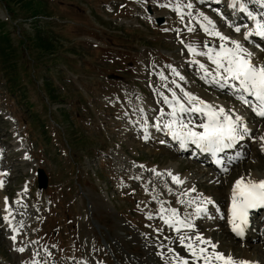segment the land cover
<instances>
[{"label": "rangeland", "instance_id": "374dc122", "mask_svg": "<svg viewBox=\"0 0 264 264\" xmlns=\"http://www.w3.org/2000/svg\"><path fill=\"white\" fill-rule=\"evenodd\" d=\"M137 1L0 0V264H176V254L192 264L179 234L160 218L162 207L169 217L175 209L180 218H189V205L180 207L184 203L175 195L216 198L209 212L196 215L202 220L200 234L215 233L209 239L218 245L223 237L219 251L232 248L235 261L249 250L264 264V232L248 245L229 236L216 218L233 181L250 174L264 179L263 140L256 146L264 137V118L233 94L235 89L219 90L202 80L192 61L213 68L186 47L206 51L205 44H220L200 28V13L243 44L254 62L264 63V39L245 40L254 24L247 12L234 23L232 0H219L216 11L197 0ZM242 2L264 15L256 0ZM177 4L183 20L171 10ZM229 25L241 26V32ZM177 84L243 117L256 145L246 141L236 149L252 150L227 172L194 158L195 148L181 154L147 135L142 121L166 130L163 123L171 117L160 113L171 112L164 97L171 99L174 88L181 92ZM193 114L184 117L192 125L200 122ZM40 167L50 176L43 190ZM261 220L264 208L254 216L256 229L264 228Z\"/></svg>", "mask_w": 264, "mask_h": 264}, {"label": "snow or ice", "instance_id": "6c2138e0", "mask_svg": "<svg viewBox=\"0 0 264 264\" xmlns=\"http://www.w3.org/2000/svg\"><path fill=\"white\" fill-rule=\"evenodd\" d=\"M217 2L219 3V0ZM256 2L261 8H264V0H256ZM186 6L189 9L193 7L191 3ZM231 6L234 9L239 6L242 12H247L249 19L254 24V30L244 33L245 40L251 41L253 36L264 39V15H256L248 11L244 7L242 0H232ZM173 10L180 12V5L177 4V7ZM180 15L183 20V13L180 12ZM188 15L191 16V13H188ZM200 16L202 20L199 21V25L203 32L220 41L218 48L205 44L204 48L207 49L206 51H198L196 46L186 45L189 52L194 56H203L215 66L214 70H209L204 63L194 59L192 63L198 65L202 72L201 78L219 87L228 86L235 89L238 93L254 97L258 103L252 106L244 95L238 96L242 102L252 107L256 115L264 117V63L254 62L253 54L243 44L223 35L217 29L215 22L204 13H200ZM229 26L233 27L236 33L241 32V26ZM244 27H247V25ZM188 31L193 32L194 29L189 28ZM172 71L176 72L175 69H172ZM176 75L182 81L185 79L179 73H176ZM161 79L166 80L167 77L161 76ZM172 83L175 84L176 81H172ZM177 87L180 88L183 95L178 96L176 91L173 90L171 99L165 96L164 103L171 108V112L166 114L161 111L160 115L161 117L165 115L171 117V120L163 123V128L167 129L173 138L180 142L181 146H186L191 142V144L196 145L202 151L216 155L222 153L225 149L232 148L243 139L244 133L249 132L242 116H234L223 107H217L205 102L178 84ZM190 113L204 117L206 122L196 125L186 122L184 117ZM156 127H161L159 121ZM196 128H200L202 131H197L195 130ZM261 139L264 140V137ZM173 182L182 183L178 177H173ZM0 187H2V182H0ZM188 203L191 205L195 201L190 200ZM204 203L212 204L213 201L204 198L201 204ZM261 208H264V179L254 180L250 176L248 178L241 177L235 182L232 189V231L237 236L242 237L250 225L251 210ZM5 210L11 211L10 207ZM195 212L200 215L206 213L207 209L197 206ZM166 213L167 210L162 207L160 218L169 228L174 229L179 234L180 246L185 248L194 258L192 264H199L200 261H203V264H217V262L219 264H238L231 256H225L222 252L215 251L217 245L213 244L211 240L205 239L199 233H195L194 225L187 218H180L175 209L171 210V218ZM151 218L149 217V219ZM5 219L7 220V217ZM189 232L194 234L189 235ZM209 248L212 251H209ZM20 251H23V249H20ZM170 251L174 252L172 249ZM175 262L176 264H190L189 260L180 257L178 254L175 255ZM239 264H247V262H239Z\"/></svg>", "mask_w": 264, "mask_h": 264}, {"label": "bare ground", "instance_id": "6f19581e", "mask_svg": "<svg viewBox=\"0 0 264 264\" xmlns=\"http://www.w3.org/2000/svg\"><path fill=\"white\" fill-rule=\"evenodd\" d=\"M177 2H180V1H177ZM195 2V1H194ZM203 4L202 6H208V7H206L205 8V10H213V11H215V8H214V5H215V3H218L217 2V0H197V5L198 4ZM222 5L223 6H227V4H225L224 2H222ZM199 6V5H198ZM253 6V4L252 3H249L248 4V7H252ZM138 7L140 8L141 6L140 5H138ZM195 7V6H194ZM201 7V6H200ZM220 7V6H219ZM201 8H203V7H201ZM174 9V8H173ZM173 9H171L173 12H176V13H178L177 11H174ZM234 10H237V14H233L232 12H231V14L232 15H234L235 16V20H234V23H239L241 20H243V18L244 17H246V14H244V16H243V12L242 11H240V8H239V6L238 7H236ZM240 11V12H239ZM250 11V10H249ZM196 14V13H195ZM230 14V13H229ZM191 15H193V14H191ZM183 16H184V14H183ZM186 17L188 16V15H185ZM200 17V14H198V15H196V17ZM188 17H190V16H188ZM201 21V20H200ZM223 22V21H222ZM223 24H224V22H223ZM223 24H221L220 26H222L223 27ZM231 28V27H230ZM253 39H256V40H258V41H260L261 39L259 38V37H256V36H253L252 37ZM190 55H192L193 56V54L192 53H190ZM205 59V58H204ZM262 61V60H261ZM206 62H208V64H209V66L211 67V68H213V70H214V68H215V66L214 65H212L209 61H207V59H206ZM208 67V66H207ZM156 79V78H155ZM203 80V79H202ZM169 82V81H168ZM212 84V83H211ZM209 85V84H208ZM212 86H214V87H217L219 90H224V87H219L218 85H214V84H212ZM211 87V86H210ZM170 88V87H169ZM176 91V93H177V95L178 96H182L183 94H181V92H179V90H177L176 88H174V89H171L170 91L172 92V91ZM225 91V90H224ZM234 94V93H233ZM239 95H245L246 96V98L248 97V98H251V96H247V94H241V93H238ZM220 95V94H219ZM234 104V103H233ZM239 104V103H238ZM213 105V104H212ZM214 105H217V104H214ZM218 107H219V105H217ZM170 110H171V108H169ZM162 111H165V110H163L162 109ZM187 115H189V114H187ZM193 115H195V114H193ZM197 115V114H196ZM190 116H192V115H190ZM197 117L198 118H200L198 121H200V122H196L195 124H193V125H196V124H199V123H202V122H206V119L204 118V117H202V116H199V115H197ZM139 118H140V120H142V115H141V113L139 114ZM188 121V120H187ZM194 123V122H193ZM142 126L144 127V129L146 130L147 129V135L149 136V138H150V140L152 141V140H154V139H156V140H154V141H158L159 143L161 142L162 143V141H165V142H170V141H166V139H168V140H170V138L172 137V135L168 132V130L166 131V130H164L163 132H159V129H155V128H153V127H149L148 125H147V123L146 122H144V121H142ZM195 130H197V131H202V129H200V128H196ZM148 138V137H147ZM258 139H260V142L258 141ZM258 139H256V144H255V141L254 140H250V138H248V132L247 133H244V136H243V139H241L238 143H236L232 148H228V149H225L222 153H218V154H220V155H225V157H227V159H228V157L230 156L231 157V159H232V156L235 158V159H239L238 160V162H240V160H242V158H246V156L248 155V152L250 153V150H252L251 148H250V150L249 151H245V150H243V153L242 154H239L235 149H237V147H238V145L239 146H241V145H244V142H246V141H251V143H252V146H254L255 147V145L258 147V144H260L261 145V141H262V139L261 138H258ZM164 142V143H165ZM263 142V145H261L260 146V149H259V153L260 154H262L263 156H264V140L262 141ZM250 143V142H249ZM158 145V144H157ZM162 145V144H161ZM172 146V142H170V143H168V145H167V147L168 146ZM159 146V145H158ZM190 146L191 147H193L192 146V144H191V142H189L186 146H185V148L184 149H174V150H176L177 152H179V153H186V152H188L189 150H190ZM166 147V146H165ZM257 147L255 148V150L257 149ZM200 151H202L201 149H199ZM237 152V153H236ZM234 153L236 154V155H234ZM201 154V153H200ZM202 155V154H201ZM196 157H198V155H196ZM204 157H207V156H204ZM199 159H202V157L201 156H199L198 157ZM236 162V161H235ZM192 163V162H191ZM195 163H197V161H195ZM194 162H193V164L195 165V166H197L198 165V163H200V162H198L197 163V165L195 164ZM235 165V163L234 164H232L231 166L230 165H228V166H230L229 168L231 169L233 166ZM237 165V164H236ZM225 167H226V165H224ZM227 168V167H226ZM222 170V169H221ZM249 177V175H246V176H244V178H248ZM250 177L252 178V179H254V180H260L261 178L260 177H258L257 175H255V174H253V175H251L250 174ZM241 178V177H240ZM240 178H238V180L240 179ZM237 180H235V182H236ZM235 182L233 181V185H232V187H230L229 188V190H228V195H227V200L225 199V205L223 206V209H221L220 211H219V214L216 216V218L218 219V220H221L222 219V221H220V222H223L224 223V225H225V229H226V231H228L227 232V234L229 235V236H231V237H233V239L234 240H236V239H243V240H245L247 243H248V245H250L249 244V242H255V239L258 237V235L259 236H261L262 234H263V232H264V228L261 230L260 228H257L256 229V227H254L253 226V224L254 223H252V224H250L249 226H248V228L246 229V231H245V233H244V235L241 237V236H237L233 231H232V226H231V197H232V189H233V186H234V184H235ZM186 186V185H185ZM184 187V186H183ZM182 187V189L183 190H186L185 188H183ZM232 188V189H231ZM198 189H200L199 187H198ZM183 194V193H182ZM190 194H192V193H190ZM189 194V195H190ZM197 196H202V195H196V196H192V197H185L184 195H182V197H179L178 195H175V199L176 198H178V202H180V203H184V205H182V206H180V207H182V208H184V209H187L186 207H187V205L186 204H188L189 205V203H188V201H190V200H194L195 201V203H193V204H191V205H189V208H190V210H189V218L187 219V220H189L193 225H194V232L195 233H199L200 234V232H199V226L201 225V222H202V220L200 219V218H196V212H195V209H196V207L197 206H201V207H204V208H206L207 209V212H209V210H210V208L211 207H214L215 206V203H217V199L216 198H214V199H216V201H214L212 204H206V203H204V204H201V201L204 199V198H208V197H205L204 196V198H203V196H202V198H199V199H197ZM215 196H218L217 194H215ZM192 198V199H191ZM174 199V200H175ZM208 199H210L211 201H213L214 199L213 198H208ZM177 201H175L174 203H176ZM179 206V205H178ZM180 210V209H179ZM259 209H254V210H251V214H253L252 216H255L256 215V212L258 211ZM181 211V210H180ZM183 212V214H185V212H186V210L185 211H182ZM201 215V214H200ZM210 215V217L211 218H213L215 215L214 214H209ZM251 216V215H250ZM209 216L207 217V218H210ZM250 219H251V217H250ZM254 219V218H253ZM201 221V222H200ZM261 222H262V224L259 226V227H262V226H264V220H261ZM255 225V224H254ZM202 230H203V228H202ZM186 231V230H185ZM225 231V230H224ZM202 234H200V235H202L205 239H209V236L211 237L213 234H215V233H211L210 235H203V232H201ZM189 235H193L194 233L193 232H189L188 233ZM261 234V235H260ZM214 236V235H213ZM221 238V241H220V243H219V245L218 244H215V245H217V247H216V249L215 250H217V248H219V246H221L218 250H217V252H220V251H222V250H224V247H223V245H221L222 244V242L225 240H223V237H220ZM210 240V239H209ZM253 240V241H252ZM225 245V244H224ZM210 249V248H209ZM220 250V251H219ZM231 250H233L232 248L230 249V251H226L224 254H225V256H231L232 257V253H231ZM245 251V250H244ZM244 251H242L240 254H239V259H237V262L239 263V262H247V264H256L257 263V261L248 253V251H246V252H244ZM264 262V261H263ZM258 264V263H257Z\"/></svg>", "mask_w": 264, "mask_h": 264}, {"label": "water", "instance_id": "95a60500", "mask_svg": "<svg viewBox=\"0 0 264 264\" xmlns=\"http://www.w3.org/2000/svg\"><path fill=\"white\" fill-rule=\"evenodd\" d=\"M164 22L163 19L160 20V24ZM40 172V182H41V188H47L49 186V176L45 169L41 168L39 170Z\"/></svg>", "mask_w": 264, "mask_h": 264}]
</instances>
